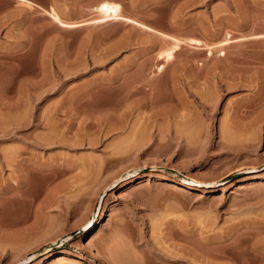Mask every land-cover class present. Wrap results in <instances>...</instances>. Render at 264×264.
Returning <instances> with one entry per match:
<instances>
[{
    "label": "rangeland",
    "instance_id": "374dc122",
    "mask_svg": "<svg viewBox=\"0 0 264 264\" xmlns=\"http://www.w3.org/2000/svg\"><path fill=\"white\" fill-rule=\"evenodd\" d=\"M30 1L0 0V264H264V0ZM104 1L163 36L44 13Z\"/></svg>",
    "mask_w": 264,
    "mask_h": 264
},
{
    "label": "bare ground",
    "instance_id": "6f19581e",
    "mask_svg": "<svg viewBox=\"0 0 264 264\" xmlns=\"http://www.w3.org/2000/svg\"><path fill=\"white\" fill-rule=\"evenodd\" d=\"M19 3H23L25 4L26 6H36L32 1L30 0H18ZM104 4H107L109 5V9L105 10L103 9V5ZM113 6H118L116 8L113 9ZM39 8V7H38ZM122 7L118 4V3H114V2H109V1H104L102 2L101 4L99 3V5L97 6L96 8V11H97V14H99V17L97 18H94V19H90V20H86V21H82V22H76V21H67V20H64L62 18V16L60 15V13L58 11H56L54 8H51L49 11H43L44 13H46L53 21H55V23H57L59 26L63 27V28H78V27H82V26H88V25H92L94 26L97 25V24H103V23H107V22H112V21H122L123 23H127L128 25H132L134 28H139L143 31H146L147 33H155V34H158L156 29L152 28L151 26H148L142 22H139L133 18H129V17H126V16H123V14L121 13ZM95 9V8H94ZM66 19V18H65ZM163 34H160L159 33V36ZM165 36V35H164ZM161 37V36H160ZM166 38H170L168 36H165ZM261 37V36H259ZM174 39V38H173ZM172 39V40H173ZM170 40V39H169ZM175 41V39L173 40ZM190 41V40H189ZM176 42V41H175ZM182 42V41H180ZM180 42H176L173 47L171 46L170 49L168 50H165L166 52H164L165 54V59L166 60H170L172 59L173 57V53L178 50L177 48L179 47V44ZM193 42H197L195 40L193 41H190V43H193ZM226 43H229V42H226ZM198 44V43H197ZM201 44V43H200ZM224 44V43H223ZM192 45V44H191ZM194 45V44H193ZM201 46V45H200ZM162 54V53H161ZM163 55V54H162ZM164 58V57H163ZM163 66H160V68H158L159 72H161ZM139 145H137L138 147ZM140 147V146H139ZM192 183H194L196 186H198V182H196L195 180H192ZM100 204H98L99 206ZM98 208V207H97ZM91 222L88 221L87 224L85 225V233L88 232V234H91L93 231V228H94V223L90 224L89 227H87L89 225V223ZM69 236V235H68ZM70 239V238H69ZM86 248H91L92 247V243L90 241H87L86 242ZM96 255L98 256V258L100 257V254L99 252H96ZM39 257V255H36V254H33L30 256V263L37 260ZM53 263H59V262H62V261H73L74 263L76 264H85V262H83V260L79 257H76L74 256L73 254L71 253H68V252H63V253H60V254H57L56 256H54L53 258Z\"/></svg>",
    "mask_w": 264,
    "mask_h": 264
},
{
    "label": "snow or ice",
    "instance_id": "6c2138e0",
    "mask_svg": "<svg viewBox=\"0 0 264 264\" xmlns=\"http://www.w3.org/2000/svg\"><path fill=\"white\" fill-rule=\"evenodd\" d=\"M102 7L105 10L109 9V5H107V4H104ZM116 7H118V6H113V9L116 8Z\"/></svg>",
    "mask_w": 264,
    "mask_h": 264
},
{
    "label": "crops",
    "instance_id": "0c3cea01",
    "mask_svg": "<svg viewBox=\"0 0 264 264\" xmlns=\"http://www.w3.org/2000/svg\"><path fill=\"white\" fill-rule=\"evenodd\" d=\"M34 4H35V3H34ZM47 4L50 5V3H47ZM35 5H36V4H35ZM36 6H37V5H36ZM41 7L43 8V7H48V6H41Z\"/></svg>",
    "mask_w": 264,
    "mask_h": 264
}]
</instances>
